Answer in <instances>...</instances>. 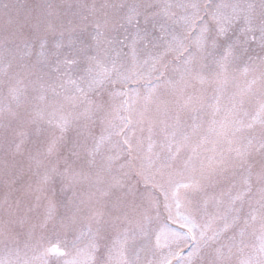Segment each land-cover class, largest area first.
<instances>
[{"label":"snow or ice","instance_id":"1","mask_svg":"<svg viewBox=\"0 0 264 264\" xmlns=\"http://www.w3.org/2000/svg\"><path fill=\"white\" fill-rule=\"evenodd\" d=\"M0 264H264V0H0Z\"/></svg>","mask_w":264,"mask_h":264}]
</instances>
